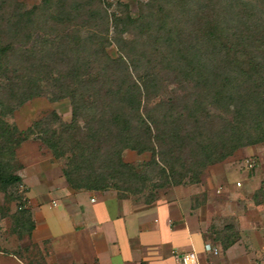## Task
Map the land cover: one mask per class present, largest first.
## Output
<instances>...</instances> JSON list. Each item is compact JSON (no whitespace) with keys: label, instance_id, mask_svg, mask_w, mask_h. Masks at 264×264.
<instances>
[{"label":"rangeland","instance_id":"1","mask_svg":"<svg viewBox=\"0 0 264 264\" xmlns=\"http://www.w3.org/2000/svg\"><path fill=\"white\" fill-rule=\"evenodd\" d=\"M70 7L79 9V12L74 10L71 20H51L53 15L67 12ZM33 8L37 9L31 17L30 28L16 33L12 25L17 17ZM88 9L100 12L98 20L94 27H81ZM113 14L139 19V26L131 27L123 38L127 41L125 51L132 75L150 72L156 77L153 88L141 97L140 113L146 119L163 112L178 117L179 110L186 103L190 105L194 94L199 92L183 80L180 69L163 58L164 54L171 57L174 47L169 46L179 39L194 44L210 63L217 64L230 47L228 58L240 60V64L248 56H257L264 62V0H0V46H12L7 59L1 62L0 116L18 131L34 127L37 121L43 122L14 149V154H8L7 149L0 157L9 171L21 178L18 184L6 189L0 187V264L65 263L59 256L58 242H38L19 214L20 209L27 210L32 220L31 208L44 202L41 213L46 218L58 219L59 208H48L45 192L67 184L62 170L72 166L68 156L76 148H85L84 141L94 133L86 132V128L94 124L93 118L98 112L107 108L109 101L105 93L109 92L113 79L102 74L98 80L80 85L79 94L83 99L78 125L81 132L64 130L58 125V120L70 123L72 106L66 97L58 100L51 97L60 94L61 76L72 68L77 55L93 52L79 45L87 35L102 38L99 48H104L110 59L123 55L114 42L111 21L107 24L105 19L106 15ZM163 21L167 26L160 27ZM215 23L222 26L215 33L218 41L208 35ZM160 37L168 40V50H164V43L158 44ZM209 37L212 40L207 41ZM22 55L29 61L22 60ZM88 67L91 75L87 80L101 73L106 61L102 59ZM31 77L41 79L42 95L18 105L20 87H25ZM200 103L206 106L207 101ZM200 113L205 118L203 111ZM213 114L204 120V128L192 126L195 139L185 141L176 157L171 152H161L158 144L140 153L124 149L121 159L131 169L124 168L109 157L113 147L107 142L101 145L99 156L86 157L81 175L74 173L72 178L75 182L88 178L92 183L105 184V190L95 192L129 200L138 207L164 200L176 201L184 211L183 221L202 232L210 245L220 248L231 243L237 253L245 252L252 258L255 255L254 264H263L264 142L240 147L200 171L188 166L200 137L226 139L224 120L218 111ZM52 129L57 132H50ZM53 133L67 155L54 157L38 137H52ZM155 133L153 130L152 135ZM109 136V132H104V141ZM16 137L19 136L16 134ZM3 138L0 136V147L4 144Z\"/></svg>","mask_w":264,"mask_h":264},{"label":"trees","instance_id":"2","mask_svg":"<svg viewBox=\"0 0 264 264\" xmlns=\"http://www.w3.org/2000/svg\"><path fill=\"white\" fill-rule=\"evenodd\" d=\"M36 9L27 10L17 17L12 25L16 33H21L30 28L32 25L31 17ZM76 9L70 7L67 12H58L56 16H52L51 20H61V22L71 20L74 10L79 12V9ZM99 14L100 12L97 10L88 9L87 19L81 27H94ZM105 19L107 24L111 21V26L115 31L114 42L123 55L115 60L110 59L105 55L104 48H99L103 41L102 38L100 39L95 34L87 35L79 45L93 50V52L91 55L82 53L77 55L75 62L72 63V68L61 76L63 83L58 89L59 96L53 95L51 97L53 100L66 97L70 100L72 106L70 123L65 124L55 116L58 125L64 130L81 132L78 125V117L82 106L81 100L83 99V96L79 94L80 85L84 81L98 80L102 74H108L113 79L112 86L108 89L109 92L105 93V97L108 96L107 100L109 101L107 108H103L104 110L98 112L93 118L94 124H89L86 128V132L94 133L88 136L87 142L84 141L85 148L79 147L74 152H70L68 158L72 166L69 169L62 170L63 176L71 189L101 191L107 188L105 184L92 183L88 178H85V180L80 178L79 182H75L72 178L74 173L81 175L82 165L87 156L96 158L100 155V147L103 143H111L113 152L109 154V157L111 155L119 166L129 169H131V166L123 163L121 159V153L124 149H133L140 153L154 149L158 144L161 152L168 151L173 154V157H176L185 141L195 139L194 132L191 130L192 126L194 128L196 126L198 129L204 128V120L210 118L214 111H218L219 117L224 120V126L227 127L225 130L227 132L226 139L200 137L196 141L197 146L194 155L188 162L190 169L200 171L211 163L225 159L227 155L240 147L264 142V62L257 56H248L246 57L247 60H243V63L240 64V60L237 62V59L231 60L228 58L231 52L230 47L225 51L226 55L220 56V59L215 62L217 64H214L213 61L210 63L204 58L203 53L194 44L179 39V42L169 46L170 48L174 47V51L171 50L170 52L171 57L164 54L163 58L180 69L183 80L192 84L193 89L199 90V92L194 94L190 105L186 103L179 110L178 117L174 118L163 112L159 116L152 115L149 119H146L140 113L141 97L146 95L150 88H153L156 77L150 72H146L144 75L136 74L135 77L132 75L127 64L128 57L125 51L127 41L123 38L124 34L129 33L131 27L139 26V19L132 18L129 15L121 17L115 14L111 17L106 15ZM219 23L213 24L208 34L216 41L218 40L215 33L217 34L222 28ZM162 25L160 27L167 26L164 21ZM206 40L212 39L209 37ZM157 42L158 44L164 43V50H168L169 47L166 45L168 40L165 37L158 38ZM11 50L12 46L10 44L0 46V69L2 68V60L7 59ZM243 55L241 57H244ZM210 57L213 56L210 55ZM20 58L29 61L23 55ZM102 59L106 61V67L101 69V73L98 72L96 76L93 75V78L87 80L86 77L91 75V72L87 69L88 66L97 65L98 61L100 62ZM18 71L21 72L22 70L19 69ZM40 81L41 79L38 77H31V79L26 80L25 87L21 88L19 86L21 92L19 93L18 105L42 95ZM53 81L56 82L54 79ZM201 100L207 101L206 106L200 103ZM201 111L205 114V118L201 117ZM42 123L40 120L34 123V127H29L25 131H18L15 127L9 126L0 116V136L4 137V144L0 147V157L3 155V151L7 149L8 154H14V149L29 134H33L34 129L40 127ZM153 130L156 131L154 135H152ZM50 132H57V130L52 129ZM104 132L110 134L108 140L105 141ZM16 134L19 137H16ZM54 134L52 137H38L52 150L54 157L67 155V152L60 148L59 141L55 140ZM152 138L154 142L151 141ZM195 177L197 178V176ZM20 181V176L12 174L0 160V187L6 189L18 184ZM19 215L20 219L27 222L29 230L32 231L34 223L29 216V212L20 209ZM229 245L231 243L225 244L223 247L226 248Z\"/></svg>","mask_w":264,"mask_h":264},{"label":"crops","instance_id":"3","mask_svg":"<svg viewBox=\"0 0 264 264\" xmlns=\"http://www.w3.org/2000/svg\"><path fill=\"white\" fill-rule=\"evenodd\" d=\"M45 193L48 208H59L58 219L41 213L44 202L31 208L32 236L38 242H58L64 264H177L187 252H194L199 264L256 262L255 255L237 253L232 244L210 245L202 232L183 221L184 211L176 201L138 207L129 200L73 190L67 184ZM206 244L220 251V257L205 251Z\"/></svg>","mask_w":264,"mask_h":264},{"label":"built area","instance_id":"4","mask_svg":"<svg viewBox=\"0 0 264 264\" xmlns=\"http://www.w3.org/2000/svg\"><path fill=\"white\" fill-rule=\"evenodd\" d=\"M205 251H211L213 254H217L216 249H212L208 244L204 246ZM177 264H199L197 255L194 252H187L185 254H181L177 259Z\"/></svg>","mask_w":264,"mask_h":264}]
</instances>
